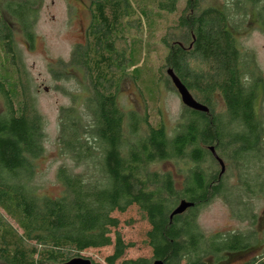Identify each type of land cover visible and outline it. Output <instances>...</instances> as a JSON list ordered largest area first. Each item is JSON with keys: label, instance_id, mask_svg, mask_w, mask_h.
<instances>
[{"label": "trees", "instance_id": "obj_1", "mask_svg": "<svg viewBox=\"0 0 264 264\" xmlns=\"http://www.w3.org/2000/svg\"><path fill=\"white\" fill-rule=\"evenodd\" d=\"M40 1L0 0V43L11 65V73L0 72V264H68L87 250L110 246L107 264H219L264 244L254 210L255 202L264 203V76L241 43L248 26L264 34V0H222L221 6L151 0L144 11L149 25L167 23L162 80L178 93L172 70L209 109L183 104L173 135L165 123L155 125L148 113L126 111L119 102L136 49L130 1L90 0L85 43L74 47L69 63H59L62 70L50 68L56 80H72L70 71L83 78L79 92L66 91L71 104L59 113L58 147L72 165L57 172L63 191L56 198L34 185L45 154V122L13 24L2 15L34 49ZM165 163H174L176 173L153 170ZM217 198L251 230L206 236L198 216ZM183 201L194 206L172 218ZM134 206L150 225V259L123 260L133 245L125 243L113 215Z\"/></svg>", "mask_w": 264, "mask_h": 264}, {"label": "rangeland", "instance_id": "obj_2", "mask_svg": "<svg viewBox=\"0 0 264 264\" xmlns=\"http://www.w3.org/2000/svg\"><path fill=\"white\" fill-rule=\"evenodd\" d=\"M132 5V36L136 38V49L132 56L126 77L119 92V102L126 111L135 110L141 114L148 113L153 124L165 123L170 135H173L184 110L180 95L166 84V68H164L165 49L161 38L166 32L167 23L157 21L149 25L146 13L152 7L151 0H129ZM222 0H208L207 5L221 6ZM145 9V10H144ZM36 41L34 49L27 44L18 26L6 13L4 17L12 23L15 32L17 50L25 70L30 92L35 97L38 111L45 122V154L38 161V172L34 180L39 194L59 197L63 188L57 180L59 168L71 161L62 156L58 147L59 113L62 107L69 106L71 99L67 92H79L82 76L70 71L72 80H56L50 68L59 66L60 62L69 63L74 47L84 44L86 32L92 19L90 0H41L35 8ZM243 48L253 55L264 76V34L254 26L241 37ZM134 55V56H133ZM11 73V65L7 61L0 43V72ZM164 73V74H163ZM165 75V76H164ZM68 76V78H71ZM220 109V108H219ZM260 110L264 114V97L260 99ZM153 170L177 171L174 163L156 165ZM78 170L77 172H79ZM181 178L178 177V181ZM234 176L231 181L234 183ZM254 210L259 215L256 230L260 241L264 240V203L255 202ZM120 221L118 232L130 247L123 260L152 258V249L147 244L149 223L139 213L137 207H131L126 213H114ZM12 226L16 223L8 218ZM198 224L206 236L246 233L251 230L249 222H242L232 215L230 207L220 198L204 207L198 216ZM255 229V228H254ZM20 233L21 230H19ZM114 252V247L91 249L83 252L81 258L95 264H107L106 259ZM264 264V244L241 255H229L219 264ZM120 264V262H118ZM209 264H214L210 261Z\"/></svg>", "mask_w": 264, "mask_h": 264}, {"label": "water", "instance_id": "obj_3", "mask_svg": "<svg viewBox=\"0 0 264 264\" xmlns=\"http://www.w3.org/2000/svg\"><path fill=\"white\" fill-rule=\"evenodd\" d=\"M168 75L170 76V78L172 79V82L174 84V86L176 87L182 103L191 108L194 109L196 111H201V112H208L209 109L201 104H199L198 102L195 101V99L192 97V95L190 94V92L188 91V89L182 84V82L176 77V75L173 73L172 70H168ZM214 151V149L212 150ZM216 159L219 161L221 168H222V174L225 172V165L222 162V160H220L217 156ZM193 204L187 203L186 201L181 202V204L179 205V207L173 212L172 218L176 215L179 214H183L184 212H186L189 208L193 207ZM68 264H92V262L88 259H84V258H79V259H74L72 261H70ZM155 264H162L161 262H156Z\"/></svg>", "mask_w": 264, "mask_h": 264}, {"label": "flooded vegetation", "instance_id": "obj_4", "mask_svg": "<svg viewBox=\"0 0 264 264\" xmlns=\"http://www.w3.org/2000/svg\"><path fill=\"white\" fill-rule=\"evenodd\" d=\"M246 264H249V262H248V263H246Z\"/></svg>", "mask_w": 264, "mask_h": 264}]
</instances>
